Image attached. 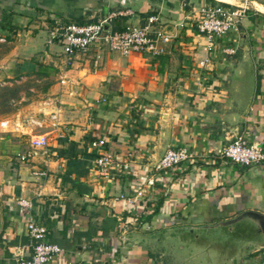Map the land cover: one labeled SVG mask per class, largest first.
<instances>
[{
	"label": "crops",
	"instance_id": "0c3cea01",
	"mask_svg": "<svg viewBox=\"0 0 264 264\" xmlns=\"http://www.w3.org/2000/svg\"><path fill=\"white\" fill-rule=\"evenodd\" d=\"M218 4L242 6L241 0H0V21L8 15L13 27L0 26V43L8 47L1 75L50 79L41 101L4 119L16 130L0 138V264H14L19 248L31 253L30 218L62 249L48 264L264 261V250L252 245L204 261L160 244L164 235L247 211L264 217V163L241 166L220 154L238 135L264 142V0H249L238 31L206 53L197 10ZM125 9L133 14L113 19L111 29L157 15L168 37L161 53L122 56L95 44L63 72V54L50 42L53 20L98 21ZM32 134L51 141L33 150ZM183 147L195 154L193 162L156 169L167 148ZM104 152L113 164L101 170L96 159ZM20 198L31 201V210L18 207Z\"/></svg>",
	"mask_w": 264,
	"mask_h": 264
},
{
	"label": "built area",
	"instance_id": "2783aa9c",
	"mask_svg": "<svg viewBox=\"0 0 264 264\" xmlns=\"http://www.w3.org/2000/svg\"><path fill=\"white\" fill-rule=\"evenodd\" d=\"M242 6L231 8L226 5H203L197 10V30L199 34L205 37L206 46L204 51L211 53L217 40L227 37L230 33L238 31V27L245 17V11L248 9L249 0H241ZM124 4V0H121ZM131 10H119L91 24H62L56 22L49 30L50 42H55L62 48L63 68L66 72L72 65L74 57L79 53H87L95 44L105 45L108 50L119 53L122 56H128L132 53H141L156 56L161 53L160 42H166L168 37L159 27L160 18L157 15H150L146 18L144 24L138 26H126L121 31H113L111 22L116 17L131 16ZM3 41V39H1ZM226 54H233L234 50L226 48L223 50ZM208 62L204 58L199 64L203 67ZM61 84L66 83V78L61 77ZM52 120L56 116L52 114ZM40 127L35 121H30ZM10 130H16L7 120H0V138L3 133ZM51 139L48 135L32 134L29 136L28 144L33 150L44 149L48 146ZM104 145L103 140L97 143ZM221 156L234 164L241 166H251L264 163V142H249L244 136H235L220 152ZM195 160V154L188 148H167L161 159L156 165L157 170H169L184 163H190ZM113 164L112 156L108 153H102L96 159V166L101 170H106ZM40 175H45L40 173ZM141 196V193H139ZM18 207L26 212L31 210V201L20 198L17 200ZM27 237L29 239V248L31 253L25 255L24 249L19 248L13 253L14 264H48L62 249L46 241L47 228L42 224L34 222L31 218L28 220ZM260 264H264L262 261Z\"/></svg>",
	"mask_w": 264,
	"mask_h": 264
},
{
	"label": "rangeland",
	"instance_id": "374dc122",
	"mask_svg": "<svg viewBox=\"0 0 264 264\" xmlns=\"http://www.w3.org/2000/svg\"><path fill=\"white\" fill-rule=\"evenodd\" d=\"M42 41H45V37ZM57 48L62 53L61 46H57ZM46 66L48 67V65ZM1 74L2 73H0V85L9 87L16 85L20 86L21 90L18 92L19 98H17V101L12 103V110L10 109L11 111L7 114L0 115V120L5 118H11L20 107H23V105H28L32 102L35 103L37 101H41L43 99V91L45 90L50 80L49 78L46 79L45 75L41 74L40 78H38L39 80L36 79L37 77L34 75L35 78L32 79L28 78L13 81L12 78L8 80L5 76H2ZM160 244L162 250H169L172 248L177 253H182V255L191 253L193 256H196V259L202 258L204 261L219 260V258L223 256L222 253L224 252L222 251V245L220 241H215L204 236H201L199 239H195V237L190 235L189 233H182L180 236H173L172 238L168 239L164 235L163 238L160 239ZM230 252L231 249L229 253Z\"/></svg>",
	"mask_w": 264,
	"mask_h": 264
},
{
	"label": "water",
	"instance_id": "95a60500",
	"mask_svg": "<svg viewBox=\"0 0 264 264\" xmlns=\"http://www.w3.org/2000/svg\"><path fill=\"white\" fill-rule=\"evenodd\" d=\"M184 231L195 239L204 236L220 241L224 251L222 254L240 252L250 245L264 250V217L257 212L247 211L230 220L213 225L184 228ZM161 256L162 254H155L154 259L157 263L160 262Z\"/></svg>",
	"mask_w": 264,
	"mask_h": 264
},
{
	"label": "trees",
	"instance_id": "16d2710c",
	"mask_svg": "<svg viewBox=\"0 0 264 264\" xmlns=\"http://www.w3.org/2000/svg\"><path fill=\"white\" fill-rule=\"evenodd\" d=\"M211 1H213V0H211ZM7 18H10V17L8 15L3 17V19L0 21V26H1V28L7 29L8 31L10 30V32H11L13 30V27H11L10 24L7 22ZM56 22H59V23H62V24L75 23V24L82 25V24L95 23L97 21H89V20L86 21L83 18H77L74 21H64V20L61 19L59 21L53 20V25L52 26H54ZM7 51H8L7 45L6 44H1L0 45V59L4 55H6ZM18 80L19 79H16V80H13V81H18ZM20 90H21L20 86L14 85V86L9 87V86L0 85V115L7 114L8 112H10L12 110V108H11L12 103L17 101V98H19L18 92Z\"/></svg>",
	"mask_w": 264,
	"mask_h": 264
}]
</instances>
